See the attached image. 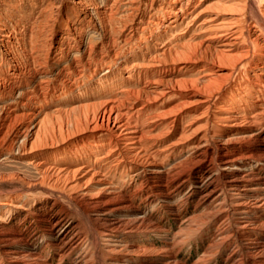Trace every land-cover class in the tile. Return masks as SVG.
Masks as SVG:
<instances>
[{"label":"bare ground","instance_id":"bare-ground-1","mask_svg":"<svg viewBox=\"0 0 264 264\" xmlns=\"http://www.w3.org/2000/svg\"><path fill=\"white\" fill-rule=\"evenodd\" d=\"M56 1L0 0V148L38 175L0 189V264H180L145 208L188 191L205 213L187 234L215 229L192 264H264V0ZM88 30L91 51L132 45L92 67Z\"/></svg>","mask_w":264,"mask_h":264},{"label":"rangeland","instance_id":"rangeland-1","mask_svg":"<svg viewBox=\"0 0 264 264\" xmlns=\"http://www.w3.org/2000/svg\"><path fill=\"white\" fill-rule=\"evenodd\" d=\"M61 0H57L55 3L58 4ZM51 16L53 18L57 17V15L55 14H51ZM58 19L60 18L57 17ZM164 18V17H163ZM42 27H40L41 31H44V33L46 32L47 34H43L42 33H39L37 35V37H35L36 39L32 40V42L30 41L29 42V46H27L26 49H24L22 51V62L26 63L27 64H34L35 65L37 64V61H42L43 58L46 56L45 54L47 53V49L46 48H41V45L43 44V42H45L46 38H48L49 36H47L51 30V28H44L45 25L42 24L41 25ZM44 26V27H43ZM46 30H49V31H46ZM59 29H55V34L52 36L55 38V41L56 40H59L61 37H59L61 34L58 32ZM88 36L90 35V42L87 43L86 45V51H85V54L83 55V61H87V63L90 62L91 66L94 67V62L93 61H90L87 60L88 57H92V55H94L95 53H99L100 55H105L107 53L108 50H117V48L121 45H124L123 47L124 48H128L130 47L132 44L126 42L125 44L123 42H120V43H111L112 41L109 40V38H104L103 40V43H104V46L102 50H99L98 47H95V51H91L92 47L93 46H96L95 43H96V35L93 33V32H90V30H88ZM52 34V32H51ZM94 34V35H93ZM42 36V37H41ZM45 36V37H44ZM47 36V37H46ZM56 36V37H55ZM95 36V37H94ZM41 37V39H40ZM59 37V38H58ZM98 37V36H97ZM38 38V40H37ZM42 38L44 40H42ZM115 38V37H114ZM108 40V41H106ZM34 41V42H33ZM59 42V41H58ZM91 44V45H90ZM109 44L111 46H109ZM90 46V47H89ZM115 46V47H114ZM36 47H37V50H36ZM38 47H40L38 49ZM65 48V47H64ZM35 49V51H34ZM44 49V50H42ZM77 49V48H76ZM76 49H72L74 51H70V54L73 56V60L72 62L70 63V66H73V70L72 72L74 73L75 71V74L70 73V77L71 79L73 80V78H76V74L77 72H81V68L78 67L77 63L75 62H78L77 58H79V50H80V47L79 49L76 51ZM97 49V50H96ZM42 50V51H39ZM107 50V51H105ZM38 51V52H37ZM90 51V52H89ZM98 51V52H97ZM101 51V52H100ZM42 52V54H40ZM28 53V54H27ZM45 53V54H44ZM58 53V52H57ZM73 53V54H72ZM92 53V54H91ZM26 54V55H25ZM45 56H44V55ZM76 54V55H74ZM37 55H40L42 57H39ZM90 55V56H89ZM25 56V57H24ZM87 57V58H86ZM67 57H64L61 59L59 58L57 55H51V58L49 57V62H56L57 65L59 66H62V65H65L64 62L67 61L66 59ZM77 60H76V59ZM26 59V60H25ZM33 59V60H32ZM69 59V58H68ZM55 60V61H54ZM58 60V61H57ZM70 60V59H69ZM29 61V62H28ZM32 61V62H31ZM62 63V64H61ZM77 65V67H76ZM75 66V67H74ZM49 71V70H48ZM52 71L55 72V68L52 69ZM42 77L45 76V74L41 73ZM50 74V75H49ZM40 73L38 72L37 76H39ZM48 77H52L51 73H48ZM65 81H72L70 78H63ZM70 79V80H69ZM86 80V81H85ZM82 81V82H81ZM75 82V81H74ZM86 83L87 82V78L83 77L80 79L79 83ZM53 87V86H52ZM8 132V137L6 138L5 140V144H9L10 141H13L14 140V137H15V128L14 129H11ZM5 146V145H4ZM3 150V151H2ZM7 152L8 150L3 147V148H0V176L2 177V175H4L5 179H0V189H10L13 187V185L11 184V182H9V179H6L7 176L9 175H20V176H25L29 181H34L37 179L38 175L34 169V167L27 163L28 160L27 159H14L13 157L7 155ZM4 157V158H3ZM6 158V159H5ZM4 159V160H3ZM12 159V160H11ZM18 173V174H17ZM194 178L197 179V175H194ZM6 180V181H4ZM8 180V181H7ZM191 197V198H190ZM55 199V198H54ZM181 200V201H179ZM58 205H61L62 207H64L67 211H69L70 213L74 214V209L72 207H70L69 205H67L68 203L67 202H64L62 200H58ZM168 202H163V201H160V203L158 204L157 206V210H151L150 208H145L146 211L148 212V214H151V218L152 219H155L158 221V225L168 231L169 235L171 237L174 238V243L175 245L172 246L171 249L170 248V253H171V256L174 258L175 261H177L178 263L180 264H192L193 262H197V260H199V258H202L208 244L210 243L211 239L213 238L214 234H215V229L213 228V225L214 223H210L208 222L202 230H200L199 232H196L194 234H190L188 235L187 234V230H186V227L188 225V223L190 221H188V219H190L191 217H197V216H200V215H203L204 210L203 208H201L202 206L200 205V203H198V200H197V195L196 194H191L189 191L183 195V196H180V197H175L174 195V200H173V205L172 206H168L166 205ZM162 204V205H161ZM185 204V205H184ZM187 204V205H186ZM166 205V206H165ZM179 205V206H178ZM69 206V207H68ZM198 206V207H197ZM141 207V206H140ZM172 208V209H171ZM143 209V211L145 210L144 209V206L141 207V210ZM169 209V210H168ZM188 210V211H187ZM152 211V212H151ZM177 211V212H176ZM194 213V214H193ZM179 215V216H178ZM189 215V216H188ZM168 216V217H167ZM177 216V217H176ZM167 217V218H166ZM174 219V220H173ZM180 219V220H179ZM177 222V223H176ZM184 222V223H183ZM172 223V224H171ZM181 223V225H180ZM187 223V224H186ZM80 225L82 228H86L87 225H86V222L85 221H80ZM175 225V226H174ZM177 226V227H176ZM175 227V228H174ZM178 228V229H177ZM206 228V229H205ZM175 229V230H174ZM185 230V231H184ZM209 230V231H207ZM207 232V234H206ZM174 234V235H173ZM209 235V236H208ZM184 236V237H183ZM196 236V237H194ZM200 236V237H199ZM202 236V238H201ZM208 236V237H207ZM183 237V238H182ZM206 239H205V238ZM185 238V239H184ZM188 238V239H187ZM209 238V239H208ZM205 239V240H204ZM187 241V242H186ZM189 241V242H188ZM156 246L158 247H161L163 246V243L162 242H158L156 243ZM178 246V247H177ZM174 247H176L174 249ZM183 249V250H182ZM178 250V251H177ZM174 251V252H173ZM178 252V253H177ZM178 254V255H177ZM224 255L225 253H223L222 255H219L217 258L215 259H210L208 260L206 263L204 264H226L223 260L224 258ZM176 257V259H175ZM149 258V259H148ZM152 258V259H151ZM219 258V259H218ZM222 258V259H221ZM154 259V260H153ZM160 259V258H159ZM158 259V256H148L145 258L144 262H139L137 264H160V260ZM150 260V261H149ZM181 260V261H180ZM196 260V261H195ZM219 263H218V262ZM224 262V263H223Z\"/></svg>","mask_w":264,"mask_h":264}]
</instances>
